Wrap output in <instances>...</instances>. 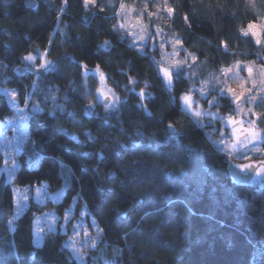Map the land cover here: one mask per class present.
<instances>
[{"label": "trees", "instance_id": "16d2710c", "mask_svg": "<svg viewBox=\"0 0 264 264\" xmlns=\"http://www.w3.org/2000/svg\"><path fill=\"white\" fill-rule=\"evenodd\" d=\"M26 1L0 0V87L15 90L31 112L15 184L48 183L57 192L67 182L57 210L76 203L77 213L86 209L98 222L103 236L92 254L99 264H264V184L232 179V159L217 144L221 122L197 121L181 99L237 61L264 65V42L241 32L250 21L264 23V0H167L174 14L166 29L196 57L195 74L183 69L171 86L159 72L163 52L136 49L118 28L120 5L134 0L88 7L37 0L34 8ZM37 50L56 60L55 71H29L23 57ZM96 68L115 108L96 102ZM218 89L207 100L216 97L214 107L233 113ZM257 107L264 132V99ZM14 114L0 91V124ZM5 163L0 152V264H78L62 232L36 245V219L48 205L32 204L16 218Z\"/></svg>", "mask_w": 264, "mask_h": 264}, {"label": "rangeland", "instance_id": "374dc122", "mask_svg": "<svg viewBox=\"0 0 264 264\" xmlns=\"http://www.w3.org/2000/svg\"><path fill=\"white\" fill-rule=\"evenodd\" d=\"M97 1L98 0H95L94 4H96ZM153 1L154 3L151 4ZM123 4L125 8L123 10L119 8L116 14L118 28L125 34V37L128 36L131 38L133 47L139 50H144L147 46L152 49H160L164 55L161 67H168L177 59L181 61L186 60L181 71L186 69L190 74H195V60L186 52L184 45L178 49L177 55H173L174 50L172 41L176 38L180 39V37L172 33L169 29H166L167 23L165 20L169 22V19L174 14L166 13V8L169 7L167 0H163L162 2L159 0H142L139 4L134 0L131 3L123 2ZM145 5H147V9H145ZM152 18H154L156 22H153ZM152 24L154 28H151ZM260 24L261 23H257L256 30L260 33L262 39L264 38V32H261L259 28ZM141 34L145 35L144 40L139 39ZM162 43L164 44L163 48L160 47ZM227 48L225 49L228 50ZM31 55H33L35 59L31 62H26L32 67L40 69V64L48 61L50 63H48V70L45 71L46 73H51L57 69L56 60L50 59L47 51L37 50L36 53H31ZM245 66L253 68L252 78L257 81L255 87H253L251 82L247 84V87L252 89L249 95L255 97V100L249 102L247 98H242L238 105L234 103L235 108L233 113L223 114L216 108L217 106L214 107L215 104L219 102L214 99L216 97H210L207 100V96L211 89L216 90L218 87H231L239 94L241 91V79H248ZM28 67L27 64L25 67L21 66L18 69H25ZM229 67H233V65ZM241 67L245 68V70H240L238 75L237 69L233 67L232 72L228 73L227 76L220 72L215 77H212V80L203 82L202 84L195 83L191 93L187 94L191 97V107H188L184 101L183 107L184 110L191 114L197 121L205 119L207 123H212L217 120L221 122V137L219 143H217L220 149L226 153L230 159L234 160L236 166L245 174L249 173L250 169H241L239 165L254 164L256 171L252 184L260 185L264 184V164L261 163L264 162V159L262 161H256L253 158L256 156H264V147L262 145L264 144V132L258 124L259 115L257 114V102L264 96V92L261 91L260 86L261 66L254 63L241 62ZM94 74L99 81L98 88L96 89V102L103 105L106 109L115 108L117 106V99L113 89L109 86L107 76L99 68L94 70ZM37 80L38 79H36V81ZM165 82L167 81L165 80ZM0 91L4 95L6 92L8 93V95L5 96L15 110L13 116L8 117L0 124V152L5 157L6 176L14 186L17 207L16 218L25 213L32 204L43 208L48 205V208L45 209L42 214L38 215L36 219V245L41 247L47 235L62 232L67 235L66 246L77 259L78 264H99L101 256L94 257L92 254L98 247L103 236V231L98 222L93 218L86 217V209H83L80 213L78 212V214L76 203L64 213L57 210L56 206L62 202L65 197L68 187L67 182H65L62 188L57 192H52L48 183L23 187L15 184L20 166L19 154L29 138L28 129L31 112L29 106H22L20 104L15 90L1 86ZM48 96L57 106L58 97L56 94L50 92ZM227 96L231 98L230 95ZM106 98H110V103H104ZM40 109L41 107L37 105L33 107L32 110L37 111ZM196 112H199L200 115L197 116ZM229 116L233 118L235 123L228 122L227 118ZM214 131H216V129H214ZM253 132L256 133L255 137H252ZM246 137L249 139L241 145L240 141H245ZM233 144L236 145V148H231ZM229 152H231V156H229ZM245 155L248 159H244ZM49 204H52V206ZM85 231L87 234H85Z\"/></svg>", "mask_w": 264, "mask_h": 264}, {"label": "snow or ice", "instance_id": "6c2138e0", "mask_svg": "<svg viewBox=\"0 0 264 264\" xmlns=\"http://www.w3.org/2000/svg\"><path fill=\"white\" fill-rule=\"evenodd\" d=\"M65 2H66V0H65ZM94 3H95V0H83V4H84L85 7H88L89 4H94ZM120 8L123 10L125 8V5L122 3L120 5ZM145 9H147V5H145ZM166 13L167 14H172V13H174V9L171 8V7H167L166 8ZM184 20L188 21V17L185 16ZM259 28H260L261 32H264V23H261L259 25ZM256 29H257V24L255 22H251L250 21L248 23V25H247V28L246 29L242 28L241 32H242V34L244 36L251 35L252 37L255 38V42L257 44H261L264 41H262L261 35H260V33H258V31ZM139 39L140 40H144L145 39V35L141 34L139 36ZM221 43L223 44V42H221ZM160 47L163 48L164 44L162 43L160 45ZM172 47H173V50H174L173 51V55H177L178 54V49L180 47H183V41L181 39H179V38H176L174 41H172ZM224 47L227 48V45L224 44ZM189 55H192V54H189ZM192 58H193V60L196 59V57L194 55H192ZM23 59L31 62V61H33L35 59V57L30 54V55H28L26 57H23ZM48 63H50V62L45 61L44 63L40 64L39 68L44 70V71H47L48 70V67H47ZM185 63H186V60L185 61H181V60L177 59L174 63H171L168 67H160L159 68V72H162L163 77L168 82V84L171 86L174 75L178 76L181 73V69H182V67H183V65ZM233 67L237 69V75H238V72L240 70H245V68H246V71L248 73V79H241V83H240L241 91L239 92V94H237L236 91L233 88H231V87H222L220 89V94L221 95H230L232 100H233V103H236L237 105L239 104V101L242 98H247L249 100V102H253L255 100V97H252V96L249 95L252 92V89L247 87V84L249 82H251L253 87H255L256 83H257V81L252 78L253 68L250 67V66H245V68H242L241 67V62H239V61L235 62ZM233 67L223 68V69H221V72L225 76H227L228 73L232 72ZM173 69H174V71H173ZM260 75H261V80H260L261 91L264 92V65H262V67H261ZM5 95H8V93L6 92ZM139 95L143 96L144 95L143 91H141V93H139ZM181 99L185 102V104L188 107H191V97L189 95L183 94L181 96ZM261 99H264V96H262ZM196 115L199 116L200 113L196 112ZM227 119H228L229 123H235V121L233 120V118L231 116H229ZM168 127L171 128L172 126L169 125ZM255 136H256V133L253 132L252 133V137H255ZM248 139L249 138L246 137L245 141H240V144L243 145ZM231 148H236V145L235 144L231 145ZM229 156H231V152H229ZM244 159H248V157L245 155ZM261 163L264 164V162H261ZM239 167L241 169H254L255 165L254 164H242V165H239ZM85 234H87L86 231H85Z\"/></svg>", "mask_w": 264, "mask_h": 264}, {"label": "water", "instance_id": "95a60500", "mask_svg": "<svg viewBox=\"0 0 264 264\" xmlns=\"http://www.w3.org/2000/svg\"><path fill=\"white\" fill-rule=\"evenodd\" d=\"M26 4L29 7L34 8L37 5V0H27ZM29 71H31L34 74L46 73L42 69L34 68L31 65H30ZM104 103L105 104L110 103V98H106ZM228 171H229L230 176L232 177V179L235 182L241 183V184H251L252 180L254 179V176H255L256 168L250 169L249 173L245 174L236 166V164L233 160H228Z\"/></svg>", "mask_w": 264, "mask_h": 264}]
</instances>
